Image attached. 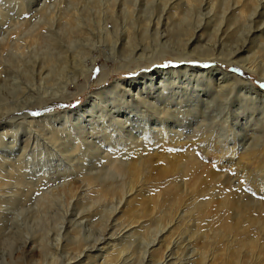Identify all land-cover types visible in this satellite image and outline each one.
<instances>
[{
  "label": "bare ground",
  "instance_id": "6f19581e",
  "mask_svg": "<svg viewBox=\"0 0 264 264\" xmlns=\"http://www.w3.org/2000/svg\"><path fill=\"white\" fill-rule=\"evenodd\" d=\"M7 26L0 264H206L203 245L221 238L202 223L212 208H224L229 233L264 226V202L242 205V180L233 182L251 176L264 196V88L252 80L264 82V0H0V32ZM167 56L200 65L116 79L75 109L28 112L81 93L99 64L144 67ZM191 208L199 217L189 238L204 239L191 241L195 260L185 262L184 241L171 236L179 210ZM158 211L167 217L153 225ZM220 252L211 264H241Z\"/></svg>",
  "mask_w": 264,
  "mask_h": 264
},
{
  "label": "rangeland",
  "instance_id": "374dc122",
  "mask_svg": "<svg viewBox=\"0 0 264 264\" xmlns=\"http://www.w3.org/2000/svg\"><path fill=\"white\" fill-rule=\"evenodd\" d=\"M35 7H39V6H35ZM30 10L31 9H29L28 12H27L28 18L29 17L31 18L32 15H33V12H31ZM11 14H12V12H11ZM4 29L5 30H2V31L8 32V33H3L1 31L0 32V37L4 36L6 34H8L7 36H11L10 31L12 29L9 26L5 27ZM8 58H9V56H8ZM181 63H184L185 65H190V66H198V65H200V63H198V62H196L194 60H191V61H179L178 59H176V58H174L172 56H167L166 59L165 58L164 59L163 58H159L156 61H154L153 63H151L150 65H146L144 67L143 66H137V67H133V68H131V67H127L126 68L125 66H123V67L118 68L115 65L113 67L110 65L107 69H104L103 67H101V64H99L97 66L95 72L92 75H90V80L84 82L86 88L83 91H81V93H76V94H74L73 97L71 96L69 99L68 98L65 99V100H61V99L59 100L58 99V100H56L55 103L45 104L40 109H35V108H32V107H29L28 112H30V113H32L34 115H41V113L42 114L47 113L49 110L50 111H55V110L56 111L57 110L63 111V110H66V109H73V108L75 109L78 106L83 105L87 101L89 95L95 89H97L99 87H103V86H108L109 84L113 83L116 79L133 78V77H137L140 73H142L144 71L154 70L156 68H167V67L179 66ZM215 65H216V63H215ZM219 65H221L224 68H226L228 70H231V71L237 70V68H229L225 64H219ZM203 66H205V65H203ZM209 66H213V65L209 64L206 67H209ZM244 76L246 77L248 75H244ZM252 80H254L253 82L255 83V85L258 88H262L261 85L264 82H261L260 78L257 75H255L254 79H252ZM260 116H261V114H259V117ZM1 122H3V121H1ZM178 123L182 124V123H187V122L186 121H180ZM7 129L10 130L9 127H6L4 129H0V132L1 131H5ZM185 130L187 131L186 133H188L189 127H186ZM211 161L212 160H209L208 162H211ZM217 161L213 162L214 163L213 167H212L213 169H215V168H217L219 166V163H217ZM224 161H225V158L220 161V164L223 165V163H224V164L228 165L227 162H224ZM249 167L252 168L253 165L249 163ZM252 169H254L253 171L256 172L257 174L260 173L255 168H252ZM232 172L235 173L236 172L235 169L232 170ZM233 179H234L233 182L235 184L240 183L239 181L242 180V182H241L242 188H241V192H240L242 205L243 204H245V205H249L250 204L251 207L254 208L255 207V203H254L255 201L262 200L264 202V196L262 195L261 192L257 191V187L253 183V180H252L251 176L246 177L243 174H238V175L234 176ZM164 183L165 182H162L161 184H159L158 188L159 189L161 188L160 191L162 190V187H163ZM189 186H190V184H189ZM152 192H154V190H152ZM245 193H247L248 195L245 194ZM250 194H252V195H250ZM191 195H192V197H191ZM217 195H221V194L215 191L213 193V196H217ZM210 196H211V194L209 195V192L207 194L206 193H204V194L203 193H191V194L187 195V197H186V205H184V206L185 207L186 206L189 207V206L199 205L200 202H202V199L204 200L206 197L208 198ZM193 197H194V199H193ZM193 208L187 209V210L186 209L179 210V216H180L179 219L181 220V224L178 226V228L176 230L173 231V234L171 236V237H173L172 239L179 240V241L181 240L180 241L181 243L183 241L186 244L188 243L187 246H186V244L184 246V243L179 246V248L181 249L180 253H182V255H183L182 256V260H184L185 262H187L185 258H187V260H195V255H196V252H194L195 251V248H194L195 245H193V243L191 241L194 240V244L198 243V245L200 246V245H202V243H203L202 240L204 239V237H200V236H203L204 234L203 235L202 234L199 235V237L202 240L200 238L197 239V237H198L197 235H196V237L195 236L192 237L193 239L189 238V237H191V235H194L196 233V227H197V224H198V218L197 217H199L197 212H195V211H193L194 213L192 212ZM214 208H212L208 214H204L203 215L202 223H203L204 228L206 229V231L210 235H211V233L215 234L216 232L219 231L221 233V235L220 234L219 235L221 236L222 240L220 238V240H218L217 243H215V242L213 243L212 239L209 238L208 240H209L210 243L206 244V245H203L205 250L206 249L210 250L209 252L212 251V253H209L210 256H209L208 261H207L206 264H211V260L214 259L216 254L219 253L220 251L223 252L225 250L227 252V256H230V258H233V259L234 258H236V259L239 258V261L241 262V264H264V226L263 227L262 226L259 227L258 224H253V225L238 229L239 231H235V232L233 231L232 232L233 234L229 233L228 232L229 230H227L226 228H224L222 226L223 221H224L223 215H225V212L223 210L224 208L223 209H222V207H219V208L214 207ZM253 212L254 211H252V213ZM159 216L167 217L165 211H163L162 213H159V211H158L157 213L152 214L150 216V220H152L153 225H154L155 221L157 220V218H159ZM171 216H170V219H171ZM234 217H235V214H233V211L232 212L230 211L229 214L227 215V218L229 219L230 223L234 220ZM124 220H126V222H128V221L131 220V218L128 216L127 219L124 218ZM177 221H178V219L175 221V224L177 223ZM169 228L171 229V226H169ZM223 229H226V230H223ZM223 234H224V237H223ZM187 240H189V241H187ZM198 240H199V242H198ZM169 241H171V239H169ZM255 242H257L256 243L257 246H256ZM190 245H191V247L192 246L193 247L192 248L189 247ZM250 245H252L253 247L250 246ZM254 245H255V247H254ZM173 246L174 247L175 246L178 247V245H173ZM176 247L174 249L175 252H177V250L179 249V248H176ZM185 247H186V249H185ZM225 248H227V249H225ZM261 249L263 250V252H261L262 251ZM213 250H214V252H213ZM187 251H189V252H187ZM254 251H255V253H254ZM234 252L236 254L235 257L233 256ZM187 253L189 255H190V253H192V255L187 256L188 255ZM238 254H240L241 257Z\"/></svg>",
  "mask_w": 264,
  "mask_h": 264
},
{
  "label": "snow or ice",
  "instance_id": "6c2138e0",
  "mask_svg": "<svg viewBox=\"0 0 264 264\" xmlns=\"http://www.w3.org/2000/svg\"><path fill=\"white\" fill-rule=\"evenodd\" d=\"M262 88H264V85H261Z\"/></svg>",
  "mask_w": 264,
  "mask_h": 264
}]
</instances>
